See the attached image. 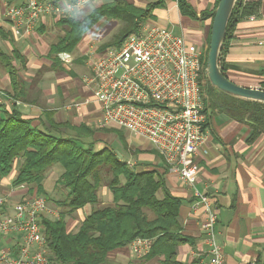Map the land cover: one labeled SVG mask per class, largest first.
I'll list each match as a JSON object with an SVG mask.
<instances>
[{"label": "crops", "instance_id": "crops-1", "mask_svg": "<svg viewBox=\"0 0 264 264\" xmlns=\"http://www.w3.org/2000/svg\"><path fill=\"white\" fill-rule=\"evenodd\" d=\"M25 1L0 0V49L9 55L16 52L25 62H12L16 76L23 82L21 100L12 97L10 77L0 65V109L8 112L14 109L21 118L30 120L32 126L56 136H73L75 131L72 128L84 126L91 135L83 136L82 140L84 143H92L95 151L104 147L110 148L130 169L137 172L155 171L160 174L165 189L181 202L178 211L181 233L190 240L177 248V261L209 264L207 246L204 243L205 234L201 227L204 215L201 208L192 209L194 192L198 191L209 197L217 215L215 241L224 256V264H264V134L251 141L249 138L252 128L246 122H237L220 111L207 109L205 141L195 157L199 172L193 186L183 183L175 173L168 170L157 152L143 139L128 133L127 141L119 128L96 127L101 111L94 101L92 91L86 84L82 87L79 83V88L73 84L79 74L83 80L90 73L86 50L91 37L87 39V45L82 42L86 39V34L100 22L68 52L71 60L63 63L58 56L55 60L49 54L51 45L64 33L57 23L61 17L47 14L41 17L31 34L15 36L12 33L13 22L8 10L21 6ZM58 1L47 0L53 5ZM112 1L114 0H106L104 3ZM124 1L143 9L157 0ZM184 2L193 16L181 14L176 0H164L163 6L154 9L152 18L142 24H156L171 30L175 35L182 36L188 45L199 48L206 57L216 0ZM219 65L231 82L245 88L264 90V0H261L258 16L240 20L226 38ZM75 87L82 95L80 101L70 98L69 92ZM205 96L203 91V102ZM110 133L114 134L115 141L124 149V157L113 147L102 146L103 142L100 144V138L106 139V135ZM88 139L90 140L87 141ZM137 140L144 141L145 144ZM20 163L21 159L16 158L11 173L5 177L0 176V196L8 197L10 203L31 197H42L49 202L47 181L51 179L52 171L56 170V184L61 169L53 166L46 172L43 181L46 197H43L37 195L34 186H13ZM107 191L99 190L96 208L111 204V196ZM60 192L65 196L64 189ZM157 196L162 198V192L159 191ZM57 202L54 204L58 205ZM90 211L91 206L87 205L67 215V232H75ZM20 244L18 238L11 237L7 247L15 255ZM159 260L160 258H155L145 261L143 257H135L131 254L129 245L115 249L107 255V264H159Z\"/></svg>", "mask_w": 264, "mask_h": 264}, {"label": "trees", "instance_id": "trees-1", "mask_svg": "<svg viewBox=\"0 0 264 264\" xmlns=\"http://www.w3.org/2000/svg\"><path fill=\"white\" fill-rule=\"evenodd\" d=\"M163 1L157 0L141 9L124 0H114L94 7L81 18H59L57 23L64 33L51 45L49 54L56 60L58 54L72 51L82 37L104 19L119 21L122 27L100 49L118 45L151 19L153 10L163 6ZM176 1L181 14L193 16L184 0ZM260 7L261 0H237L221 53L226 38L238 22L258 16ZM14 60L25 63L16 52L9 55L0 49V65L10 77L12 97L21 100L23 82L16 76ZM220 68L223 73L222 66ZM203 78L205 110L220 111L232 120L246 122L252 128L251 141L264 134V104L224 95L209 85L206 76ZM72 130L75 131L73 136H56L32 126L30 120L21 118L14 109L10 112L0 109V176H8L14 160L20 158L13 186H34L38 196L46 197L43 189L46 172L56 165L62 170L56 184L66 191L62 201L57 202L63 211L58 217H44L41 221L50 264H107L109 252L137 238L151 240L150 250L143 260L160 258L159 264H187L176 259L177 248L190 242L181 233L178 218L181 202L165 189L161 175L155 171L130 169L110 148L95 151L92 143L82 140L83 136L91 135L86 127ZM103 184L111 196V204L96 208ZM159 191L162 198L157 196ZM87 205L91 206L90 213L75 232H67L66 216ZM189 264H198V261Z\"/></svg>", "mask_w": 264, "mask_h": 264}, {"label": "built area", "instance_id": "built-area-1", "mask_svg": "<svg viewBox=\"0 0 264 264\" xmlns=\"http://www.w3.org/2000/svg\"><path fill=\"white\" fill-rule=\"evenodd\" d=\"M90 1L59 0L53 5L26 0L8 10L12 33L31 34L42 16L62 18ZM58 58L63 63L71 60L68 53H60ZM205 62L199 48L156 24H141L118 45L95 49L88 55L90 73L83 82L101 111L96 127H116L143 139L170 172L193 186L199 172L195 157L205 141L208 120L202 90ZM194 197L192 209L201 208L204 215L201 227L209 264H224L215 241L217 215L213 204L198 191ZM10 202L0 196V264H50L41 221L56 217V211L42 197ZM11 237L21 241L15 255L7 247ZM128 245L132 255L142 258L149 252L151 240L137 238Z\"/></svg>", "mask_w": 264, "mask_h": 264}, {"label": "water", "instance_id": "water-1", "mask_svg": "<svg viewBox=\"0 0 264 264\" xmlns=\"http://www.w3.org/2000/svg\"><path fill=\"white\" fill-rule=\"evenodd\" d=\"M237 0H219L212 19L205 76L209 85L217 92L229 97L264 104V90L245 88L231 82L222 73L219 57L225 40L226 28Z\"/></svg>", "mask_w": 264, "mask_h": 264}, {"label": "rangeland", "instance_id": "rangeland-1", "mask_svg": "<svg viewBox=\"0 0 264 264\" xmlns=\"http://www.w3.org/2000/svg\"><path fill=\"white\" fill-rule=\"evenodd\" d=\"M41 3H46L47 0H39ZM106 0H96V1H90L87 5H86V8L84 9H74L72 10L71 12H73L71 14V12H69V14H71L70 16L71 17H74V18H81L83 16H85L86 14H88L95 6L99 5V4H102L104 3ZM26 2V1H25ZM23 2V3H25ZM21 3V4H23ZM68 16V15H66ZM58 17V16H57ZM122 27V23L119 22V21H116V20H103L101 21L98 26L95 28L97 29L95 31V29H93L92 31H90L86 37V39L83 40V44L84 45H87L89 41H87L88 38L91 37L90 39V44L88 45V48L86 50V55L88 56L91 52H93L95 49L99 48V46L101 45H105L107 44L108 42H110L114 36L120 31ZM79 49V47H77ZM80 50V49H79ZM77 49H75L74 52H76ZM73 52V53H74ZM81 75L79 74L75 80H74V85L77 86L79 88V83L81 84V86L83 87L85 85V83L83 82L82 80V77H80ZM86 77V76H84ZM75 87L72 91L69 92L70 94V98L71 99H74V98H77V100H82V95L79 91V89ZM84 90V88H83ZM123 132V136L124 138L129 141V135H128V132L122 130ZM104 136V135H103ZM107 138L104 139V138H100V144L103 142V145H106V146H109V147H113L116 152H119L123 155V157L125 156V152L122 153V151L124 150L117 141H115V136L113 133H110L109 135H106ZM115 137V138H114ZM90 139H88L87 141H89ZM136 141V140H135ZM138 141V140H137ZM116 142V143H115ZM138 142H142L145 144L144 141H138ZM59 170L61 169L58 165H56ZM62 171V170H61ZM57 177V171L56 170H53L52 173H51V179H48L47 181V189L49 191V194L47 195L50 199L48 203L49 207L54 209L56 211L57 214H59L60 212L63 211V208L60 206V205H55L54 203L57 202V201H62V198L64 197V194L60 192V190H62V188H60L59 186H57L55 184V179ZM101 190H106L107 191V188L106 186L103 184V186L101 187ZM108 192V191H107Z\"/></svg>", "mask_w": 264, "mask_h": 264}]
</instances>
